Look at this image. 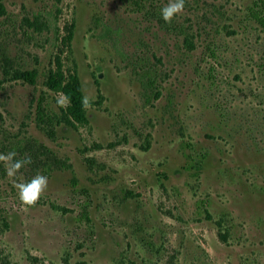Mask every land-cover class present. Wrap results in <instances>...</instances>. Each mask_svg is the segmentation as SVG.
<instances>
[{
  "label": "rangeland",
  "instance_id": "1",
  "mask_svg": "<svg viewBox=\"0 0 264 264\" xmlns=\"http://www.w3.org/2000/svg\"><path fill=\"white\" fill-rule=\"evenodd\" d=\"M257 1L186 0L169 24L168 0H0V153L32 158L15 180L0 163V264H264ZM57 62L82 82L85 125L44 84ZM38 173L24 206L14 182Z\"/></svg>",
  "mask_w": 264,
  "mask_h": 264
},
{
  "label": "trees",
  "instance_id": "2",
  "mask_svg": "<svg viewBox=\"0 0 264 264\" xmlns=\"http://www.w3.org/2000/svg\"><path fill=\"white\" fill-rule=\"evenodd\" d=\"M61 1V0H56ZM0 13L6 14V9L3 4L0 3ZM250 20L256 21L260 26L264 28V0H259L253 4L252 7L249 8V14L247 16ZM73 37V32L70 30L68 37L66 40L69 41ZM211 55H215V51L211 50ZM8 66H11L8 63ZM11 74V72H9ZM40 73L37 69L26 70L22 68H13L12 70V78L14 80H22L31 85H35L38 81ZM150 81L153 82L152 77H149ZM45 86L57 93L61 92L64 96H67L70 100V104L67 107V111L64 112V119L69 125L75 126L76 124L85 125L89 122V118L86 112V109L82 106V99L85 97L83 85L80 81V78L76 74H68L66 76L63 66L60 62H57V66L55 70H50L48 74L45 76L44 80ZM38 119L42 122L46 121V113L45 109L42 106H38ZM52 118L48 117V121L50 122ZM61 123V120H59ZM18 148H23L24 145L22 143L17 144ZM24 155V154H23ZM26 155H24L25 157ZM37 158V155L35 156ZM60 161L55 158H51L49 160H45L42 162L43 170L47 171L54 167V164H58ZM61 166H66L64 162L61 163ZM3 171L0 167V172ZM48 174L49 172H43ZM222 236V235H221Z\"/></svg>",
  "mask_w": 264,
  "mask_h": 264
},
{
  "label": "clouds",
  "instance_id": "3",
  "mask_svg": "<svg viewBox=\"0 0 264 264\" xmlns=\"http://www.w3.org/2000/svg\"><path fill=\"white\" fill-rule=\"evenodd\" d=\"M186 0H168V3L160 10V15L166 23H171L174 18L181 15L185 10ZM88 41L85 40L87 46ZM70 100L67 96L61 95L57 98L58 107L67 108ZM82 106L88 109L90 105L89 98L85 96L82 99ZM17 153L9 151L8 153H0V163H3L9 177H17V173L25 165L32 163L30 156H25L22 159H16ZM48 186V178L42 174H37L28 181L20 179L14 182V187L18 190V196L24 206H35L38 204L42 194Z\"/></svg>",
  "mask_w": 264,
  "mask_h": 264
}]
</instances>
